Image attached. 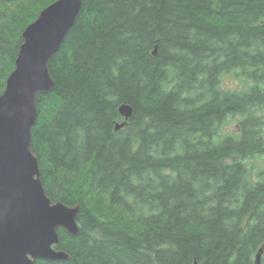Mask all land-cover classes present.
Instances as JSON below:
<instances>
[{
  "label": "trees",
  "instance_id": "trees-1",
  "mask_svg": "<svg viewBox=\"0 0 264 264\" xmlns=\"http://www.w3.org/2000/svg\"><path fill=\"white\" fill-rule=\"evenodd\" d=\"M53 1L0 0V93ZM47 66L30 149L80 210L34 264H264V0H82Z\"/></svg>",
  "mask_w": 264,
  "mask_h": 264
},
{
  "label": "water",
  "instance_id": "water-1",
  "mask_svg": "<svg viewBox=\"0 0 264 264\" xmlns=\"http://www.w3.org/2000/svg\"><path fill=\"white\" fill-rule=\"evenodd\" d=\"M81 4L82 0H54L25 26L14 68L0 93V264L66 260L69 254L56 248L58 228L70 234L78 232L80 206L50 199L30 147L38 116L36 95L51 90L55 83L48 60L73 25ZM118 112L124 120L116 123L115 129L127 122L133 108L121 103ZM262 250L256 253L255 264H259Z\"/></svg>",
  "mask_w": 264,
  "mask_h": 264
},
{
  "label": "rangeland",
  "instance_id": "rangeland-1",
  "mask_svg": "<svg viewBox=\"0 0 264 264\" xmlns=\"http://www.w3.org/2000/svg\"><path fill=\"white\" fill-rule=\"evenodd\" d=\"M224 86H237V82L234 81V79H232L231 77H225L224 78V82H223ZM235 123L231 124V127H234Z\"/></svg>",
  "mask_w": 264,
  "mask_h": 264
}]
</instances>
